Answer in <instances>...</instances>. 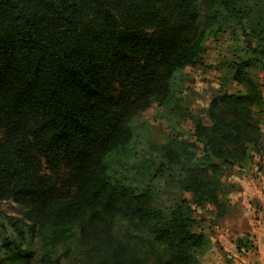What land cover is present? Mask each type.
Wrapping results in <instances>:
<instances>
[{"label":"trees","instance_id":"16d2710c","mask_svg":"<svg viewBox=\"0 0 264 264\" xmlns=\"http://www.w3.org/2000/svg\"><path fill=\"white\" fill-rule=\"evenodd\" d=\"M237 31L244 92L219 91L157 163L135 120L187 119L179 77ZM263 66L264 0H0V204L23 215L0 220V264H199L198 209L221 218L226 175L264 155ZM168 178L182 204L164 212L153 183Z\"/></svg>","mask_w":264,"mask_h":264},{"label":"rangeland","instance_id":"374dc122","mask_svg":"<svg viewBox=\"0 0 264 264\" xmlns=\"http://www.w3.org/2000/svg\"><path fill=\"white\" fill-rule=\"evenodd\" d=\"M249 52L241 31H237L234 39L228 36L220 39L216 44L209 43L204 65L196 70L188 68L179 77V94L184 101V112L188 118L174 117L157 106H153L144 116L135 120L136 126L146 122L151 126L153 139L149 145L146 140L144 148L145 146L148 148L157 163L159 161L157 149H161L168 140L176 136L191 140L193 125L189 118L191 116L203 117V111L208 108L211 100L217 96L219 91L229 94L244 92L241 86L232 82V73L234 63L250 58ZM253 77L264 93V66L256 69ZM258 120L264 132V112L258 116ZM177 174L178 179L183 178L180 167L177 169ZM173 179L175 178L161 180L157 184L153 183L158 190L157 206L164 212L182 204L181 192ZM222 193L227 202V209L221 218H215L210 208L198 209L196 213L197 217L203 218L201 228L211 242L208 254L206 253L207 255L200 260L199 264L229 262L224 252H221L225 249L224 244L242 252L238 250L237 243L246 238L251 242V246L244 251L247 253L256 251L255 241L250 239H252L254 229L264 230V223L262 226L256 224L259 215H262L264 219V155L256 157L247 167L235 168L229 172L224 179ZM185 197L189 198L188 195ZM9 219L23 220L21 210L12 203L0 204V220L5 230L8 231L9 227L6 222Z\"/></svg>","mask_w":264,"mask_h":264},{"label":"crops","instance_id":"0c3cea01","mask_svg":"<svg viewBox=\"0 0 264 264\" xmlns=\"http://www.w3.org/2000/svg\"><path fill=\"white\" fill-rule=\"evenodd\" d=\"M263 223H264V219L262 218L260 223L261 226ZM250 240L255 241L254 247H256V251L254 253L250 251L247 253L246 251H244V249L242 250V252H239L236 249L234 250L233 248L229 247V245L224 244L225 249L224 251L221 252H224V256H226L229 259V262L223 261V264H264V230L254 229L252 234V239Z\"/></svg>","mask_w":264,"mask_h":264},{"label":"built area","instance_id":"2783aa9c","mask_svg":"<svg viewBox=\"0 0 264 264\" xmlns=\"http://www.w3.org/2000/svg\"><path fill=\"white\" fill-rule=\"evenodd\" d=\"M261 220H262V215H259V217H258L257 220H256V224H257V225H260Z\"/></svg>","mask_w":264,"mask_h":264}]
</instances>
